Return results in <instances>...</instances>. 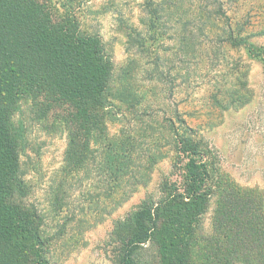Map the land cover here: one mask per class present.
<instances>
[{"label":"trees","instance_id":"obj_1","mask_svg":"<svg viewBox=\"0 0 264 264\" xmlns=\"http://www.w3.org/2000/svg\"><path fill=\"white\" fill-rule=\"evenodd\" d=\"M158 1H142V21L152 36L163 17L204 36L208 26L224 18L213 34L216 45L243 47L264 64V44L250 40L256 33L264 35V2L257 6L256 24L262 28L255 30L250 20H241L238 5L233 16L227 14V0ZM80 6L72 0H0V264H49L41 234L43 216L30 200L32 184L22 165L27 127L15 114L24 103L37 118L43 114L59 119L57 128L66 133L61 171L79 177L97 169L104 177L102 203L132 181L141 185L146 170L142 164L133 169L141 154L130 132L120 127L118 134L110 133V125L127 118L125 104L133 112L131 118L140 119L143 112L136 107L145 98L127 79L132 69L118 73L102 36L82 28ZM138 37L129 33V50L137 43L143 52L145 38ZM241 67L232 64L236 86L222 91V97L213 96V105L221 110L242 107L250 99L246 81L240 80L246 68ZM149 75L161 79L162 71L151 68ZM162 123L161 137H168L167 144L184 160L182 185L143 198L125 218L114 221L110 237L118 264H146L141 250L151 246L158 264H197L193 249L200 243L205 249L201 264L211 255L222 264L235 259L264 264L262 197L216 174L212 146L195 137L183 118L165 117ZM146 158L149 163L156 159L150 151ZM211 207L213 232L206 234L202 217Z\"/></svg>","mask_w":264,"mask_h":264},{"label":"rangeland","instance_id":"obj_2","mask_svg":"<svg viewBox=\"0 0 264 264\" xmlns=\"http://www.w3.org/2000/svg\"><path fill=\"white\" fill-rule=\"evenodd\" d=\"M78 1L72 0V4L81 5L77 15L82 28L102 36L118 73L125 67L132 69V77L127 79L132 89L145 98L136 107L143 112L140 119L131 118L133 112L125 104L127 118L110 125V133L118 134L120 127L130 132L141 154L133 169L142 164L146 170L139 179L141 185L132 181L102 203L104 177L97 169L79 177L61 171L66 133L57 128L59 119L43 114L37 118L24 103L22 111L15 114L16 121L17 117L23 119L27 127L22 165L32 184L30 200L43 216L41 234L49 264H118L117 247L110 237L114 221L125 218L143 198H156L173 191L174 186L181 187L184 160L173 145L167 144L168 137H161L165 117L183 118L195 137L212 146L216 174L258 192L264 212V64L249 57L243 47L216 45L213 34L225 19L208 26L204 36L192 26L187 28L174 18L163 17L152 36L142 21L143 0ZM263 2L227 0L224 6L233 16L238 5L242 8L241 20H250L257 30L262 28L256 24L257 6ZM129 33L145 38L143 52L137 43L128 49ZM257 35L250 40L264 44V35ZM236 63L246 68L240 80L246 81L250 99L242 107L221 110L213 105V96L222 97V91L236 86L232 79L236 76L232 64ZM155 67L162 71L161 79L150 77V69ZM149 151L156 157L153 163L146 158ZM212 211L211 207L202 217L206 234L213 232ZM203 245L193 249V262L197 264L202 262ZM143 249L142 260L158 264L154 248ZM204 264L222 263L211 255ZM233 264L244 263L235 259Z\"/></svg>","mask_w":264,"mask_h":264}]
</instances>
